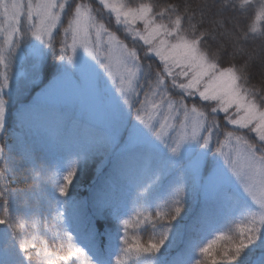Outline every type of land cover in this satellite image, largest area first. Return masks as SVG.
Instances as JSON below:
<instances>
[{
	"label": "snow or ice",
	"instance_id": "snow-or-ice-1",
	"mask_svg": "<svg viewBox=\"0 0 264 264\" xmlns=\"http://www.w3.org/2000/svg\"><path fill=\"white\" fill-rule=\"evenodd\" d=\"M97 3L126 37L143 42L145 56L159 58L163 68L154 79L137 49L104 22ZM250 9L253 15L243 28L226 15ZM262 24L264 0H201L195 7L185 3L183 9L133 5L131 0H0V132L6 124L9 72L26 40L33 79L50 52L61 62L57 83L108 102L107 128L91 136L86 149L54 165L45 164L32 149L20 154L32 184L21 190L23 206L18 209L12 207L15 196L9 188L17 168L0 147V264H168V247L186 211L189 179L201 188L214 186L230 214L223 226L189 241L180 264H248L256 250L261 255L253 264H264V87L252 83L251 71L257 64L264 69ZM61 29L64 39L57 51L54 33ZM255 41H261L259 47H252ZM226 56L231 61L225 65ZM169 79L171 88L180 89L179 98L172 95ZM197 94L212 102L209 111L185 102ZM125 108L127 113L135 110L136 123L125 121ZM220 112L233 126L222 133L215 118ZM74 131L65 125L61 137ZM107 151L116 153L122 165L137 159L142 178L130 180L131 210L104 193L95 198L90 215L70 188L79 181L82 163ZM161 153L162 167L153 162ZM167 168L179 170V177L166 198L155 197ZM53 203L54 214L45 215V205ZM100 217L115 223L105 230L108 242L103 246L94 224Z\"/></svg>",
	"mask_w": 264,
	"mask_h": 264
},
{
	"label": "trees",
	"instance_id": "trees-1",
	"mask_svg": "<svg viewBox=\"0 0 264 264\" xmlns=\"http://www.w3.org/2000/svg\"><path fill=\"white\" fill-rule=\"evenodd\" d=\"M133 5L138 3H152L157 9L169 4L178 5L181 9L185 3L191 4L193 7L201 3V0H131ZM101 12V16L111 30L117 32V35L121 37L129 45V47H135L138 49V53L141 57V63L147 68L151 66L152 78H155V74L161 70L162 64L151 56H145V49L139 42H133L130 38L126 37L124 32L118 28L114 20L103 15V10L100 5H94ZM254 9H250L246 13H226L228 17H235L233 23H239L243 28L251 20ZM208 27L209 25H205ZM264 28V24L261 25ZM56 41L57 51L59 50V42L64 39L62 29L57 33H54ZM261 41H255L252 43V47H259ZM213 49H215V43H212ZM48 52V50H46ZM231 61V57H224L222 63L225 65ZM239 63V58L236 60ZM60 64L58 57H54L50 52L46 56L43 63V70L37 78V82L31 79H22L16 87L12 88V96H5L4 99L8 100V108L6 113L5 130L0 134V147H3L4 154L8 158L9 165L15 164L17 171L14 177L10 178L9 188L13 191L15 196V202L12 205L14 209H18L23 206V194L21 190L27 189L31 186L32 181L28 171V167L22 164L20 154L25 149H32L42 159L45 164L54 165L57 162H62L70 154L77 151H81L87 148L88 139L91 136L103 133L101 128L89 127L87 132L80 133V127L76 132H73L71 136L61 137L63 128L69 121L64 122L63 125H59L53 129L50 125L43 124V117L39 118L34 116V108L30 104L31 99L39 89H41L46 83L56 75V68ZM252 71V83L258 87H264V69L259 64L254 65ZM173 96L179 97L174 93ZM143 93H141L140 99H142ZM185 102L189 105L195 104L198 107L204 108L206 111L210 110L212 104L209 102L201 101L199 98H185ZM30 112V116H29ZM217 117V116H216ZM215 117V118H216ZM135 119V110L129 116V120L132 123ZM218 120H222V117H217ZM224 128V124H222ZM229 130L227 127L225 128ZM86 133V134H85ZM254 138V137H249ZM215 143V142H214ZM215 146V145H214ZM118 156L112 151L99 152L90 155L87 161L83 162L81 169L78 173L79 181L75 184L74 189L70 188V192L77 199L85 202L87 205V211L91 215L94 208L95 198L98 195L106 193L112 202L120 204L122 207H126L131 210L133 207V197L129 191L130 183H127L125 178H121L119 175L124 174L121 169L125 166L128 170L134 172V179H141L140 176V162L137 159L127 160L123 165L119 164ZM153 162L157 166H163L162 154H156L153 157ZM179 170L167 168L161 183L155 190V197L166 198L170 194V186L178 179ZM114 181L116 183L115 188H111L107 181ZM200 188L194 186L189 179L186 188L185 199V213L182 214L179 230L171 244L168 247L166 253V259L168 264H180L181 261L186 259V249L189 241L200 240L208 234L211 227H220L227 222V218L230 214L228 209H225L217 221L213 224H206L200 222ZM44 214L48 215L51 211L55 212V204L53 203L51 208L45 205ZM94 224L101 234L100 243L101 246L107 244V237L104 236L106 229L112 230L115 228V223L107 218L100 217L94 219ZM2 229V226H0ZM58 243V242H57ZM162 251H164L162 249ZM261 255L260 250H256L252 256L249 257L248 264H253L258 256ZM0 258H3V242L0 241ZM175 258H180L176 260Z\"/></svg>",
	"mask_w": 264,
	"mask_h": 264
},
{
	"label": "rangeland",
	"instance_id": "rangeland-1",
	"mask_svg": "<svg viewBox=\"0 0 264 264\" xmlns=\"http://www.w3.org/2000/svg\"><path fill=\"white\" fill-rule=\"evenodd\" d=\"M103 15L106 17V20L110 18L107 12L104 10H103ZM111 19L114 20L115 23L114 17H112ZM120 29L122 30V28ZM135 42H139L144 47V49H146V46L143 45L142 41H135ZM31 43H37V42L31 41ZM78 55L85 56L91 63L95 64V62L91 61V58L87 57V55L84 54L82 51H78ZM149 56L154 57L159 64H162L158 57H155L154 55H149ZM64 63L67 62L65 61ZM162 68L163 65L161 67V70ZM0 71H3V69L0 68ZM97 71L103 75V69L99 68L98 66H97ZM9 76H10L9 87L5 89V93H10V95H5L8 97L12 96V88L16 87L19 84L20 80L31 79L33 83L37 82V78L33 79L31 76V49L28 47V40L25 41L24 48L19 53V59L12 65L11 71L9 72ZM103 80L107 81V77L103 76ZM166 83L169 85L172 94L174 93L178 95L180 94V89L171 88L170 79L167 80ZM108 87L114 88V86L111 85L110 81H108ZM116 95H118V93ZM174 97L179 98L175 95ZM185 98L200 99L198 94L192 97H185ZM210 103L212 104V102ZM30 104L34 108L33 110L34 116L36 117L39 116V118L43 117L44 118L43 124L50 125L51 127H53V129L57 128L59 125H63L64 122L66 121H69L67 125H71L75 129L74 132H76L79 127H80V133L87 132L90 126L101 128L103 132L107 128V114H108L107 100L102 99L100 96L94 95L89 91L81 90L77 92L73 90L70 85L57 83L56 75L53 76L46 83V85H44L41 89L35 92V95L31 99ZM125 112L127 113V108H125ZM131 114L132 112L127 113L125 117L126 122H128L129 116ZM29 116H30V112H29ZM216 116L222 117V120L216 119L220 123V125L221 122H223L226 125L224 127L230 129L233 128L232 125L228 124L227 121L224 120L225 114L223 112L215 114V117ZM133 123H136L135 119ZM82 133L81 135H83ZM247 135L249 137L255 136L254 133H247ZM214 141H216L215 134L213 136V146L215 145ZM208 158L212 159V155L209 154ZM119 164L121 165L120 162L118 163V165ZM121 169L124 171V174L119 176L121 178L131 180V178L134 175V172L131 173L130 172L131 170H128L125 166H123ZM107 182L111 188L116 187V183L114 181L108 180ZM127 183H130V181H127ZM199 188L201 190L200 222L201 223L205 222L206 224L212 225L213 224L212 222L217 221L225 209H228L230 211L229 204L217 192L214 186L210 185L206 189L201 187ZM176 260L178 261L180 260V258H175V261Z\"/></svg>",
	"mask_w": 264,
	"mask_h": 264
}]
</instances>
